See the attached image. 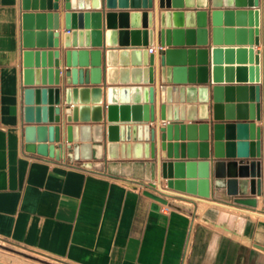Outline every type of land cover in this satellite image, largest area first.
I'll use <instances>...</instances> for the list:
<instances>
[{
    "label": "crops",
    "instance_id": "crops-1",
    "mask_svg": "<svg viewBox=\"0 0 264 264\" xmlns=\"http://www.w3.org/2000/svg\"><path fill=\"white\" fill-rule=\"evenodd\" d=\"M53 1V0H51ZM62 3V0H59ZM210 1V0H209ZM91 2V0H89ZM116 6L108 8L105 6V0H100L101 3V39L102 46H92L91 44L82 45V48H99L101 50L102 65L109 68V65L104 62V47L107 49L111 46L115 51V68L116 81L109 83L107 81V71H102L101 82L96 86H103L102 91V106L103 117L100 122L103 124V144L109 141V132L105 105L107 104V95L104 86L110 84L116 86H130L133 84L131 80V69L134 67L147 66L142 61V53L139 52V60L133 61L130 54L131 48L143 46L142 44H131L130 31L135 29L139 31V38L142 37V30L149 29L144 27L142 16H138V23H133L130 13L135 10H144V8H134L131 6L119 7L118 0H115ZM235 2H244L246 9H257V25L255 26V17L252 13L245 14V17H237L233 13L232 21L226 22L224 18L220 21L221 40L213 43L211 41L210 28L212 25L211 16L207 14V29H208V44L211 47L219 48H236V47H253V51L259 54V81H236L237 72L236 66H248L249 62L238 63L236 54L233 55V62L230 59H225L224 52L221 58V77L225 79V67L232 66L233 81L222 80L216 84L225 87H232V97H226L225 92L222 93V104H230L233 106V114L237 112V104L246 105V112H249L250 89L245 86V97H238L236 87L238 85L259 84L261 98L264 96V0H257V5H248L249 0H232ZM253 2V0L251 1ZM157 8V11H156ZM198 8V7H194ZM233 8H236L234 5ZM148 9V8H146ZM171 9H173L171 7ZM32 11L33 9H28ZM35 9L33 12L40 11ZM158 0H153V43L152 45L160 44L159 36L156 31V23L159 22ZM49 12L48 9H44ZM104 11L115 12L114 27H107V20ZM21 0H0V264H15V262H23L17 256H21L27 260L38 262V259L45 260L54 264H264V248L257 246L259 244L264 247V197H256L257 205L248 206L257 211L253 217L237 216L230 214L220 208L221 202L234 203L232 200H224L213 197L199 196L183 192V199L178 200V204L183 209L172 207L165 210L164 204L149 195L145 194V182L147 180L135 178L132 176H122L107 173L103 168L94 169L86 168L74 164L77 160H94L77 158L73 159L72 163L66 160L67 148H73L74 140L67 141L66 125L64 108L67 106L64 100L63 88L66 86L64 79V61L62 51L59 55L60 68L63 69L60 73L59 86L60 102L53 104L61 108V124L59 143L62 147V157L55 159L48 155H42L36 151H29L25 148L23 139V102H22V75H21ZM54 12V10H52ZM57 27L52 30L59 32L58 46L56 48H64V32L65 19L62 6L57 9ZM126 12V23H121L118 13ZM244 25H238L243 23ZM251 23V24H250ZM185 24V23H184ZM81 28L76 25L72 28L76 31L81 30L91 31V24L88 26L82 21ZM159 26V25H158ZM232 28L231 39H225V28ZM238 27H244L246 32L243 37L237 32ZM257 28V34L253 31ZM172 28V27H170ZM185 28V27H184ZM196 28V27H192ZM112 29L115 31L113 45L106 44V32ZM37 30V29H34ZM47 32L48 23L46 20L43 29ZM127 31L126 41H121L119 32ZM251 30V32H249ZM257 37V41L255 40ZM183 46H189L186 42V37H183ZM91 39V37H90ZM89 39V40H90ZM194 40H197V34L194 33ZM82 42L85 43V36H82ZM91 42V41H90ZM148 43L146 46H149ZM198 46V44H194ZM79 47V46H78ZM125 53V54H122ZM123 55V56H122ZM157 54H155V57ZM211 60V53H209ZM242 60V59H239ZM248 61V59H246ZM139 62V63H138ZM213 64V63H212ZM154 64V79L160 83V70L155 68ZM174 66V65H173ZM195 68H198L195 64ZM184 72L183 85L199 84L202 80L208 81L212 78L211 67H206L205 72L195 70L193 72V81H189V65L181 67ZM140 76L142 71L140 70ZM245 76L248 78L249 70L246 68ZM139 84H144L141 82ZM215 84V83H214ZM46 86H58V84L46 83ZM83 85H92L91 83H83ZM212 90L209 89V113L212 114ZM142 95V94H141ZM119 104L120 97L117 95ZM129 100H132L129 94ZM195 104L199 103L198 93L195 94ZM160 98L159 93L155 92L154 97V120H140L141 124H148L150 127H156L158 124L167 122H178L179 124L187 125L193 120L189 119L184 113L183 117L178 110V119L161 118L157 100ZM246 98L245 101H241ZM170 104L186 105L187 95L184 93L183 102L179 94L176 102L171 98ZM89 116H92V95L89 94ZM240 100V101H239ZM244 100V99H243ZM76 105L81 103L77 102ZM39 105L48 106V100ZM71 106V105H70ZM186 111V110H185ZM198 112V110H197ZM225 113V107L223 109ZM118 114V113H117ZM131 117V113H129ZM226 121H237V119H223ZM89 122H92L90 120ZM117 124H133L134 120L121 121ZM124 122V123H123ZM208 138V156H201V148L199 145V131L195 130V139H190L186 128L177 130V135L172 133L171 138L166 141L171 144L176 143L178 154L174 157V146L171 148L172 156L165 157L166 160L175 161L183 160V179L198 177V166L187 168V160H209V180L213 174V160L215 156L213 150L212 129L209 127ZM142 140H133L132 129H129L128 137L126 129L121 135L120 130H117L116 140L117 152L130 157L118 158V160H135L131 156L133 154L144 155V131H139ZM158 134V130H156ZM248 130V134H249ZM247 139H238L236 129L233 130L232 137L223 138L220 141L222 145L223 156L219 157L223 161L234 160L238 164L246 162L251 158H257L261 161L264 159V126L261 130L259 152L260 156H238L237 141H246V152L249 153L251 140L249 135ZM156 136L154 142V152L156 159L155 179H162L165 184L167 178H162L161 169V152L160 144ZM128 138V139H127ZM135 138L138 139V130H135ZM50 142V141H46ZM82 142L80 140L77 141ZM91 142V141H89ZM132 142H141V147L138 150H133ZM149 142L151 140L149 139ZM195 142V150L188 151L187 143ZM226 142H232V149H227ZM54 144H57L54 141ZM123 144V149L121 148ZM183 144V150L181 148ZM128 145V146H127ZM183 154V155H182ZM194 154V155H193ZM233 154V156H226ZM183 156V157H182ZM195 156V157H191ZM104 160L107 158V153L104 149ZM136 160L147 161L153 158L144 157ZM193 169V170H192ZM261 169L264 171V163L261 162ZM194 172V173H192ZM160 174V175H159ZM188 174H194V177H187ZM236 178H239L236 171ZM174 179L175 177H170ZM154 179V180H155ZM174 190L173 188H169ZM205 202L206 205L200 209V204ZM240 205L239 203H237ZM225 206V205H223ZM225 207L236 209L234 206L226 205ZM249 215V214H246ZM7 244L12 245L14 251L5 249ZM21 248V249H19ZM27 250L28 252H26ZM5 251V252H4ZM24 251L34 258L22 256L18 252ZM12 253V254H11ZM36 258V259H35Z\"/></svg>",
    "mask_w": 264,
    "mask_h": 264
},
{
    "label": "water",
    "instance_id": "water-1",
    "mask_svg": "<svg viewBox=\"0 0 264 264\" xmlns=\"http://www.w3.org/2000/svg\"><path fill=\"white\" fill-rule=\"evenodd\" d=\"M248 5H257V0H249ZM236 8H233V6ZM247 4L244 2H232V0H158L159 22L156 23V31L159 36L160 45L163 47L159 55L148 51L147 44L153 43V22H152V8L153 0H118L119 7L131 6L134 8H144V10H135L130 13L133 23H138V16H142V23L144 27L149 29L142 30V37L139 38L138 30H131V44H142L143 46L131 48L130 54L133 61L139 60V52L142 53V61L145 65L134 67L131 69L130 86H116L110 84L104 90L107 95V104L105 105L107 120V130L109 132V141L103 144V124L101 121L103 117L102 91L103 86H96L101 82L102 71H107V81L113 83L116 80L115 68V51L111 46L107 49L104 47V62L109 65L106 69L102 65L101 50L99 48H82V45L91 44L92 46H102L101 39V3L100 0H21V75H22V102H23V139L25 148L29 151H36L42 155H48L59 159L62 157L63 145L59 143L60 139V125L61 124V108L53 105L60 102L59 78L63 69L60 68L59 55L62 51L64 61V79L66 86L63 88L64 100L67 105L63 110L65 112L66 125V139L67 141L74 140L73 148H67L66 160L72 163L73 159L82 158L94 160H77L74 164L94 169H104L107 173L122 176H132L135 178L152 181L155 179L156 159L154 152L155 138L158 136V142L162 150L161 152V169L160 174L162 178H167L165 185L177 191H185L199 196L209 197L213 196L219 199L232 200L234 203L244 204L248 206L257 205L258 199L256 197H264V171L261 169V162L257 158H251L246 162L237 163L234 160L223 161L219 157L223 156L222 145L220 139L223 134L226 137L233 136V130L236 129L238 139H247L250 134V146L255 145V148L246 151V141H237L238 156H260V136L261 130L264 126V96L261 98L259 84L238 85V97H245V86L250 89V103L249 112H246V105L237 104V112L233 114V106L222 104V93L225 92L226 97H232V87H222L217 82L222 80L233 81L232 66L225 67V79L221 77V58L224 52L225 59H230L227 62H233V55L236 54L238 63H255L248 66H236L237 78L236 81H259V54L254 53L253 47H236V48H219L211 47L208 44V29H207V14L211 16L212 25L210 28L211 41L213 43L220 42L221 28L220 21L222 18L226 22L232 21L233 13L237 17H245L246 12L251 15L254 14L255 26L257 25V9H246ZM62 6L64 10L65 32H64V48H56L58 46L59 32L52 30L57 27L58 12L57 9ZM105 6L113 8L116 6L115 0H105ZM171 7L173 9H171ZM198 7V8H194ZM49 12H45L44 9ZM148 8V9H146ZM28 9H33L29 11ZM35 9L40 11L33 12ZM54 10V12H52ZM157 11V8H156ZM107 20V27H114L115 12L104 11ZM121 23H126V12L118 13ZM48 23L47 32L44 27ZM84 21L86 26L91 24V31L84 33L79 30L76 31V25L81 28V23ZM185 23V24H184ZM251 24V23H250ZM159 25V26H158ZM238 25H244L238 23ZM172 27V28H170ZM185 27V28H184ZM196 27V28H192ZM37 29V30H34ZM237 32L245 35V28L238 27ZM257 34V28L253 29ZM225 39H231L233 29L225 28ZM251 32V30H249ZM194 33L197 34V40H194ZM85 36V43L82 42V36ZM121 41H126L127 31L119 32ZM186 37V44L183 46V37ZM91 37V39H90ZM115 38V31L112 29L106 32V44L113 45ZM90 39V40H89ZM257 41V37L255 36ZM91 41V42H90ZM198 44V46H194ZM79 46V47H78ZM209 53H211V60H209ZM125 54V53H122ZM123 56V55H122ZM242 59V60H239ZM248 59V61L246 60ZM139 63V62H138ZM213 63V64H212ZM154 64L157 70H160V83L154 79ZM189 65V81L194 80L193 72L195 70L205 72L206 67H211L212 78L202 80L199 84L183 85L181 81L184 80V72L181 67ZM197 64L198 68L194 66ZM174 65V66H173ZM246 68L249 70L248 78L245 76ZM140 70L142 75L140 76ZM144 82V84H139ZM58 84V86H46L45 84ZM83 83H91L92 85H83ZM215 83V84H214ZM209 89L212 90V114L209 113ZM159 93L160 98L157 100L160 117L167 119H178L177 113L180 111L181 117L186 113L187 117L193 120L187 125L179 124L178 122H167L165 124H158L156 127H150L148 124H141L140 120H154V97L155 92ZM187 95L186 105L180 106L170 104L172 97L176 102L179 94L181 102H183V95ZM198 93L199 103L195 104V94ZM89 94L92 95V116H89ZM131 94L132 100H129ZM142 94V95H141ZM117 95L120 97L119 104ZM48 100L49 105H39L40 101L44 103ZM245 101L246 98H239ZM244 99V100H243ZM240 101V100H239ZM81 103L76 105L75 103ZM71 105V106H70ZM225 107V113L223 109ZM186 110V111H185ZM198 110V112H197ZM118 113V114H117ZM131 113V117L129 116ZM223 119H237V121H226ZM92 120V122H89ZM118 120L129 121L134 120L133 124H117ZM124 123V122H123ZM209 127L212 129L213 136V150L215 156L218 157L213 160V174L210 183L209 180V160H187L186 166L194 168L195 164L198 166L197 181L194 178L183 179V160L170 161L165 157H171V148L174 146L175 154L177 144H171L166 141L170 139L172 133L177 135V130L186 128L190 139H195V130L199 131V145L201 148V156H208V138ZM132 129V139L142 140L140 138V130L144 131V147L145 152L142 155L133 154L131 157L135 160H118V158L130 157L123 152H117L116 140L117 130H120L122 135L123 130L126 129V136L128 137L129 129ZM135 130H138L139 138H135ZM158 130V134L156 132ZM249 130V134H248ZM128 139V138H127ZM149 139L151 142H149ZM50 142H46V141ZM78 140L82 142H77ZM54 141L57 144H54ZM91 141V142H89ZM227 149H232L233 143L226 142ZM123 144L121 148L123 149ZM128 146V145H127ZM133 150H138L141 147V142H132ZM195 142H188V151L195 150ZM183 150V144H181ZM106 151L107 158L104 160L103 151ZM183 155V154H182ZM194 155V154H193ZM151 157L153 160L140 161L138 158ZM226 156H233L227 154ZM183 157V156H182ZM195 157V156H191ZM193 170V169H192ZM239 173V178H236ZM194 173V172H192ZM159 174V175H160ZM170 177H175L171 179ZM187 177H194V174H188ZM164 183V182H163ZM145 194L150 197L170 206L183 209L179 205L168 202L163 198L149 190H145ZM264 248L263 246L256 244Z\"/></svg>",
    "mask_w": 264,
    "mask_h": 264
},
{
    "label": "built area",
    "instance_id": "built-area-1",
    "mask_svg": "<svg viewBox=\"0 0 264 264\" xmlns=\"http://www.w3.org/2000/svg\"><path fill=\"white\" fill-rule=\"evenodd\" d=\"M148 51L152 52L154 54L159 55L160 51L162 50V46L160 44L155 45H149L147 46ZM151 181H146L145 185L146 188H149V191L166 198L168 202H173L175 204H178L179 199H183L185 193L183 191H177V190H171L169 187H167L165 184L162 183V179H155L152 181L153 185L150 183ZM164 204V203H163ZM222 205H231L234 206L237 210L243 213L251 214L253 211L255 214H257V211L255 209H252L244 204L238 205L237 203H229V202H221ZM165 210L172 208L168 203L164 204ZM264 214V213H262Z\"/></svg>",
    "mask_w": 264,
    "mask_h": 264
},
{
    "label": "rangeland",
    "instance_id": "rangeland-1",
    "mask_svg": "<svg viewBox=\"0 0 264 264\" xmlns=\"http://www.w3.org/2000/svg\"><path fill=\"white\" fill-rule=\"evenodd\" d=\"M200 207H204V206H201V204H200ZM202 208H200V209H202ZM220 208L222 209V210H224V211H226V212H228V213H230V214H235V215H237V216H247V217H253V216H255V214H249V215H246V214H248V213H243V212H240L239 210H237V209H231V210H229V208H227V207H225V206H223V205H220ZM4 248L5 249H9V250H11V251H14V248H13V246L12 245H9V244H7V246H4ZM19 249H21V248H19ZM26 252H28L27 250H25ZM5 252V251H4ZM18 252V251H17ZM18 253H21V255L23 256H27V257H31V258H34L33 256H30L29 254H25L24 253V251H23V253L22 252H18ZM12 254V253H11ZM17 258H19L20 260H22L23 262H15V264H54V263H51V262H48V261H46V259L45 260H41V259H38V262L36 261V262H33V261H31V260H27V259H25V258H23V257H21V256H17ZM0 259H2V258H0ZM36 259V258H35ZM3 260V259H2Z\"/></svg>",
    "mask_w": 264,
    "mask_h": 264
},
{
    "label": "bare ground",
    "instance_id": "bare-ground-1",
    "mask_svg": "<svg viewBox=\"0 0 264 264\" xmlns=\"http://www.w3.org/2000/svg\"><path fill=\"white\" fill-rule=\"evenodd\" d=\"M206 205V203L205 202H202L201 203V206H205ZM200 208H202V207H200Z\"/></svg>",
    "mask_w": 264,
    "mask_h": 264
}]
</instances>
